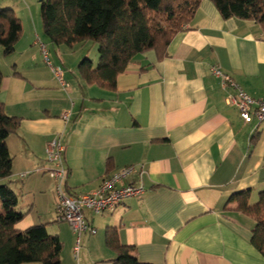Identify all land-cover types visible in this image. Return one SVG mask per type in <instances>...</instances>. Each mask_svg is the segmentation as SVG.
<instances>
[{"label": "crops", "instance_id": "0c3cea01", "mask_svg": "<svg viewBox=\"0 0 264 264\" xmlns=\"http://www.w3.org/2000/svg\"><path fill=\"white\" fill-rule=\"evenodd\" d=\"M84 54L77 45L56 47L44 31L25 23L13 54L6 56L0 47V102L8 116L20 120L7 139L13 175L0 184L13 188L18 206L32 211L46 202L57 212L46 151L59 137L67 194L93 192L105 177L129 166L135 171L124 184L146 189L104 214L87 210L89 225L97 229L90 233L96 248L85 249L90 262L116 257L105 244L106 229L116 227L121 243L133 247L143 263L264 264L252 244L255 220L230 202L250 191L254 204L264 189V123L245 124L228 101L235 90L212 71L218 68L264 101L261 27L225 20L211 0H203L170 43L168 56L160 59L154 51L135 56L115 89L84 81L79 70L88 58ZM98 59L91 60L96 65ZM53 68L61 69L62 80ZM27 216L19 229L37 225ZM48 232L68 243L63 231Z\"/></svg>", "mask_w": 264, "mask_h": 264}, {"label": "trees", "instance_id": "16d2710c", "mask_svg": "<svg viewBox=\"0 0 264 264\" xmlns=\"http://www.w3.org/2000/svg\"><path fill=\"white\" fill-rule=\"evenodd\" d=\"M203 0H42L43 31L55 45L75 47L90 40L98 45L96 65L85 58L79 65L87 84L115 89L117 78L135 56L154 51L158 58L168 56L174 37L195 18ZM223 19L253 21L264 34V0H211ZM23 35L21 20L14 10L0 8V47L6 56L15 52ZM3 74L0 69V90ZM20 127V120L5 112L0 102V180L13 175V158L7 139ZM253 143L256 138H253ZM250 191L236 194L238 209L253 217L252 244L264 256V189L256 203ZM18 195L9 184H0V264H62L63 244L51 235L47 224L21 230L17 225L26 213L18 209ZM106 246L116 253L111 264L141 262L133 247L121 243L118 229L108 227Z\"/></svg>", "mask_w": 264, "mask_h": 264}, {"label": "built area", "instance_id": "2783aa9c", "mask_svg": "<svg viewBox=\"0 0 264 264\" xmlns=\"http://www.w3.org/2000/svg\"><path fill=\"white\" fill-rule=\"evenodd\" d=\"M42 47L46 55L45 46ZM52 70L62 80L63 73L61 69L53 68ZM212 71L215 75L223 76L225 84L235 90L234 94H230L228 101L239 110L242 121L245 124L255 123L257 127L264 123V101L255 99L243 91L231 77L223 75L218 68L214 67ZM62 118L69 120L70 113H64ZM46 152L48 161L53 164V168L49 169V175L56 184L58 198L56 220L66 222L76 235V256L79 253L81 236L88 232L91 234L97 233V229L89 225L85 211L89 210L95 215L104 214L118 208L129 198L143 196L146 189L142 185L124 184V180L128 179L135 171L133 166H129L105 177L101 186L93 192L80 195L67 194L64 189L67 176L64 159L65 146L59 137H55L48 143Z\"/></svg>", "mask_w": 264, "mask_h": 264}, {"label": "rangeland", "instance_id": "374dc122", "mask_svg": "<svg viewBox=\"0 0 264 264\" xmlns=\"http://www.w3.org/2000/svg\"><path fill=\"white\" fill-rule=\"evenodd\" d=\"M0 8L3 9H12L14 10L16 16L21 20L22 26L27 29L31 27V29L38 28L43 32V21L41 17V1L40 0H0ZM55 45V44H54ZM56 47L58 45H55ZM67 46V45H65ZM82 49L85 55L90 59L99 58L98 45L90 40H86L84 42H80L77 44V48ZM70 48V47H69ZM74 48V47H73ZM72 47L70 49H73ZM52 62V58H50ZM27 197L23 199V202L26 201ZM25 203V202H24ZM30 207L25 206V208L20 204L18 209L21 212L26 213L27 217H33L37 224H47V229L49 231H63V235L66 234L68 237V243L65 244L64 241H61L63 244V250L61 253L62 264H95V262H90L91 255L85 252L87 245L93 244L96 248L97 243H95L97 238H94L90 233H85L82 238L81 249L82 253H78L76 256L74 255L73 246H70V240L76 238L74 237L73 231L70 227H68L66 222L58 223L54 222L56 220L57 212L52 211L51 205L46 202L40 203L38 210L34 208V210H30ZM56 212V213H55ZM85 216L88 211H85ZM66 223V224H65ZM93 236V237H92ZM71 238V239H70ZM95 241V242H94ZM98 263V262H97ZM99 264H111L110 262H102Z\"/></svg>", "mask_w": 264, "mask_h": 264}, {"label": "water", "instance_id": "95a60500", "mask_svg": "<svg viewBox=\"0 0 264 264\" xmlns=\"http://www.w3.org/2000/svg\"><path fill=\"white\" fill-rule=\"evenodd\" d=\"M40 1H42V0H40Z\"/></svg>", "mask_w": 264, "mask_h": 264}]
</instances>
